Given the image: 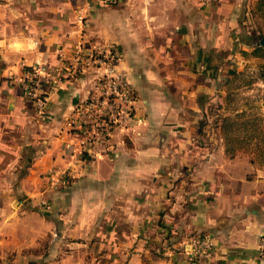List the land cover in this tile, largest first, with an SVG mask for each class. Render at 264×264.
<instances>
[{"label":"crops","instance_id":"0c3cea01","mask_svg":"<svg viewBox=\"0 0 264 264\" xmlns=\"http://www.w3.org/2000/svg\"><path fill=\"white\" fill-rule=\"evenodd\" d=\"M244 1L0 0V198L51 212L112 264H264V167L225 154L213 125L237 51L255 47ZM76 43L114 45L136 101L128 129L73 158L66 119L98 74L72 75ZM34 63L39 111L19 80ZM194 238L210 247L192 253Z\"/></svg>","mask_w":264,"mask_h":264},{"label":"rangeland","instance_id":"374dc122","mask_svg":"<svg viewBox=\"0 0 264 264\" xmlns=\"http://www.w3.org/2000/svg\"><path fill=\"white\" fill-rule=\"evenodd\" d=\"M244 2L241 17L256 32L257 40L264 34V0ZM255 47L259 48L237 51V61L248 60L241 68L235 59L232 62L233 73L227 80L229 109L264 118V46ZM10 198H6V212L2 207L6 199L0 198V264H112L98 251L101 247L81 243L79 235L71 239L51 221V212L34 213Z\"/></svg>","mask_w":264,"mask_h":264},{"label":"built area","instance_id":"2783aa9c","mask_svg":"<svg viewBox=\"0 0 264 264\" xmlns=\"http://www.w3.org/2000/svg\"><path fill=\"white\" fill-rule=\"evenodd\" d=\"M98 1L110 3L117 0ZM75 17L81 21L84 15L78 12ZM73 50L72 75L77 69L84 68L85 64L98 71L88 95L73 107L66 119L71 139L63 142V149L67 156L75 158L101 148L107 143L113 130L128 129L135 121L136 97L124 71L117 66L118 53L114 45L101 44L84 49L81 44L76 43ZM43 66L34 63L30 70L23 69L24 75L19 79L23 94L31 99L37 111L43 106V99L37 93L38 76L44 73ZM62 174L63 172L59 176ZM209 247L207 239L190 240L189 250L192 253H203ZM257 252L264 259V236L258 241Z\"/></svg>","mask_w":264,"mask_h":264},{"label":"trees","instance_id":"16d2710c","mask_svg":"<svg viewBox=\"0 0 264 264\" xmlns=\"http://www.w3.org/2000/svg\"><path fill=\"white\" fill-rule=\"evenodd\" d=\"M2 66L0 61V70ZM2 79L0 77V80ZM223 109L227 110L226 107ZM228 112L218 115L213 121L222 140L225 154L232 157L237 153H242L251 164L264 167V118L246 115L237 109H229Z\"/></svg>","mask_w":264,"mask_h":264},{"label":"water","instance_id":"95a60500","mask_svg":"<svg viewBox=\"0 0 264 264\" xmlns=\"http://www.w3.org/2000/svg\"><path fill=\"white\" fill-rule=\"evenodd\" d=\"M255 46H264V34L258 36L257 40L254 42Z\"/></svg>","mask_w":264,"mask_h":264}]
</instances>
